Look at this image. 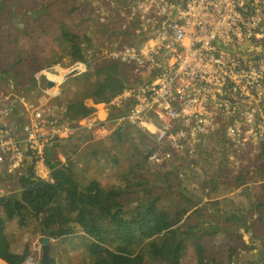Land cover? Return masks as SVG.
I'll return each instance as SVG.
<instances>
[{"label":"rangeland","instance_id":"rangeland-1","mask_svg":"<svg viewBox=\"0 0 264 264\" xmlns=\"http://www.w3.org/2000/svg\"><path fill=\"white\" fill-rule=\"evenodd\" d=\"M22 1L30 3V16L47 24L46 32L50 34H46L39 41L24 38L21 46L26 47L24 49L30 50L32 54L28 59L24 57L25 62L21 65L23 70L15 66L13 74L7 75L6 69L13 64L22 50L13 48L9 42V36H15L18 32L15 29L17 24L14 26L11 22V17L16 16L14 8L7 10V15L0 12V121L9 125L12 133L21 135V128L31 121L36 110L51 112L53 117L60 120L62 126L76 127L80 123L83 126L90 117L98 119L99 123L104 124L103 130L84 127L81 135L75 130L69 135L62 133L60 137L50 139L46 152L52 149L51 157L63 163L69 158L73 164L74 177L81 185L96 180L106 188L126 187L128 182L136 188L138 183L147 182L157 185L153 193L161 190L165 199L170 196L169 191L173 190L175 196L183 189L192 194L194 201L208 203L211 209L218 205L223 211L232 209L240 217L233 231L238 239L235 234L228 237L224 230L232 228L231 224L226 223L221 216L216 217L214 222L221 226L225 223L226 228L217 236L205 238L207 257L215 259L219 264H249L246 261L260 248L259 241L253 242V234H264L263 226L258 225V218L252 211L255 204L264 200L263 151L255 148L256 153L252 154L246 150L242 163L233 162L229 160L232 153L226 147L225 138L218 134L208 139L207 147L198 149L199 158L193 165L186 162L184 157L174 155L166 165L156 166L149 159H144L151 149L157 148L153 134L133 126L118 127L115 124L116 117L124 114V108H115L111 103L95 104L93 100L83 98L85 105L94 108V111L88 117L72 120L73 113L69 112V105L73 101L82 100L83 93L80 91L82 81L76 80V77L84 75L90 68L73 61L71 44L58 40V25L63 23L70 32L80 37V42L85 41V38L91 39L93 48L88 53L92 55L88 67L94 68L101 60L111 61L109 54L120 48L130 36L122 32L120 24L112 15L111 9L118 5L117 0ZM47 5L51 7L48 9ZM19 27L24 28L23 25ZM44 40L52 41L58 47L59 55H62L59 63L40 62L42 57L34 47L43 44ZM131 40L135 41L133 38ZM73 71H76L75 74L67 78ZM124 71L128 74L129 68L125 67ZM32 78L36 81L35 84H32ZM73 78L75 80L71 82L74 84L69 82L67 85L70 88L66 90L64 84ZM52 81L54 86L49 87L48 83ZM120 128L123 132L121 140L118 141L116 131ZM161 150L168 152L169 148L162 147ZM228 153L230 154L227 155ZM30 161L31 158L27 156L19 173L0 176V215L3 214L2 200L18 189L19 174L24 173ZM180 173L183 175L180 176ZM208 178L210 180L206 182ZM172 198L174 200L173 196ZM182 199L181 197L180 200ZM190 204L188 201V205ZM191 220L189 222L199 218L195 216V220ZM244 223L255 225L252 234L245 232ZM7 232L11 242L9 247L0 250V264H17L26 250L23 264H28L29 260L33 264H42V238L45 236L38 233L35 223L25 231L10 224ZM83 237L84 233L78 229L68 238H49L50 257L54 259L52 264H83L87 258ZM233 245L237 252L231 255L230 248Z\"/></svg>","mask_w":264,"mask_h":264},{"label":"built area","instance_id":"built-area-1","mask_svg":"<svg viewBox=\"0 0 264 264\" xmlns=\"http://www.w3.org/2000/svg\"><path fill=\"white\" fill-rule=\"evenodd\" d=\"M117 3L112 15L130 36L109 59L129 68V86L110 103L125 109L118 127L155 137L149 162L162 166L178 155L193 165L198 149L218 134L233 162L242 163L246 150L264 153V0ZM86 122L62 126L51 112L36 110L15 135L0 121V176L19 173L29 156L36 175L48 180L50 139L104 128L94 117Z\"/></svg>","mask_w":264,"mask_h":264},{"label":"trees","instance_id":"trees-1","mask_svg":"<svg viewBox=\"0 0 264 264\" xmlns=\"http://www.w3.org/2000/svg\"><path fill=\"white\" fill-rule=\"evenodd\" d=\"M20 2L0 0L1 14L7 15V10L14 8L16 16L11 17V22L14 26L17 24L15 29L18 32L15 36H9V42L13 48L22 50L6 69L7 75L13 74L15 66L23 70L21 65L25 62L24 57L28 59L32 54L21 46L24 38L39 41L49 33L46 32L47 24L30 16V3ZM20 25L24 28H20ZM58 27V40L71 44L73 61L90 68L84 75L76 77V80L82 81V100L69 105V112L73 113L72 120H78L94 111V108L85 105L83 98L91 99L95 104L110 103L128 88L129 75L124 71L125 66L116 61L101 60L94 68L88 67L92 57L88 53L93 48L91 39L85 38V41L80 42V37L70 32L63 23ZM46 40L34 47L42 57L40 62L59 63L62 55H59L58 47ZM73 80L75 78L66 81V90L70 88L67 84ZM31 81L32 84L36 83L33 78ZM122 132L121 128L116 131L118 141L121 140ZM81 133L82 130L77 134ZM51 150L45 156L50 178L45 180L38 177L34 161L31 160L24 173L19 174L18 189L2 200L0 250L10 246L7 232L10 224L25 231L35 223L38 233L51 239L68 238L80 229L84 233L83 241L87 250L83 264H219L207 257L204 240L221 234L222 229L226 228L225 223L221 226L214 222L220 216L232 226L229 230L223 229L227 236L231 238L235 234L238 239L233 231L240 217L232 209L223 211L219 205L211 209L208 203L194 201L192 194L183 189L175 196L173 190L169 191L170 196L165 199L161 190L153 193L157 185L147 182L138 183L136 188L129 182L126 187L106 188L96 180L81 185L74 177L73 164L69 158L65 163L55 160L51 157ZM151 154L148 152L144 159L148 161ZM205 211L208 215L204 214ZM252 211L258 218V225L264 228V200L255 204ZM195 216L199 220L189 222L195 220ZM243 227L246 233L252 234V229L255 230V225L244 223ZM252 239L253 242L259 241L260 248L246 262L264 264V234L254 233ZM235 247L233 245L230 248L231 255L237 252Z\"/></svg>","mask_w":264,"mask_h":264},{"label":"water","instance_id":"water-1","mask_svg":"<svg viewBox=\"0 0 264 264\" xmlns=\"http://www.w3.org/2000/svg\"><path fill=\"white\" fill-rule=\"evenodd\" d=\"M76 71H73L70 73L67 78L72 77L75 74ZM49 87H53V82L48 83ZM50 239L48 237L42 238V243H43V257H42V264H52L54 263V259L50 257V245H49ZM27 255V250L24 252V254L21 256L17 264H23L25 258Z\"/></svg>","mask_w":264,"mask_h":264},{"label":"bare ground","instance_id":"bare-ground-1","mask_svg":"<svg viewBox=\"0 0 264 264\" xmlns=\"http://www.w3.org/2000/svg\"><path fill=\"white\" fill-rule=\"evenodd\" d=\"M28 264H33V263H31V262H28Z\"/></svg>","mask_w":264,"mask_h":264}]
</instances>
